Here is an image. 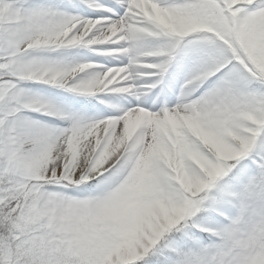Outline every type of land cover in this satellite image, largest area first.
<instances>
[{
	"label": "snow or ice",
	"instance_id": "6c2138e0",
	"mask_svg": "<svg viewBox=\"0 0 264 264\" xmlns=\"http://www.w3.org/2000/svg\"><path fill=\"white\" fill-rule=\"evenodd\" d=\"M0 264H264V0H0Z\"/></svg>",
	"mask_w": 264,
	"mask_h": 264
}]
</instances>
